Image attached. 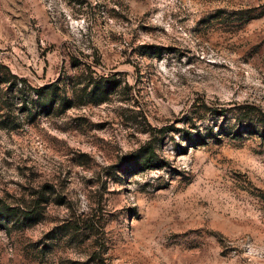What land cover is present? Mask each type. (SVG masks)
Listing matches in <instances>:
<instances>
[{
  "label": "rangeland",
  "instance_id": "obj_1",
  "mask_svg": "<svg viewBox=\"0 0 264 264\" xmlns=\"http://www.w3.org/2000/svg\"><path fill=\"white\" fill-rule=\"evenodd\" d=\"M197 99L264 112V0H0V264H264V138Z\"/></svg>",
  "mask_w": 264,
  "mask_h": 264
},
{
  "label": "trees",
  "instance_id": "obj_2",
  "mask_svg": "<svg viewBox=\"0 0 264 264\" xmlns=\"http://www.w3.org/2000/svg\"><path fill=\"white\" fill-rule=\"evenodd\" d=\"M144 48L147 50L144 52L146 54L159 55L161 53L158 47ZM209 116L216 120H213V126L203 128L200 122L206 120ZM220 119L221 123L219 124ZM183 123L189 127L188 130L184 131L186 133L184 139L191 144L190 147L196 149L207 146L211 141L221 143L224 138L231 140H239L247 136H260L264 138V131L261 132V129H264L263 110L256 106L240 103H230L224 106L206 102L205 99H197L192 104L190 113ZM170 129L171 126H167L160 129L159 132L167 133ZM193 130L197 132L195 137H193V133L191 132ZM154 155L155 150L149 148L142 160L146 168L152 167Z\"/></svg>",
  "mask_w": 264,
  "mask_h": 264
}]
</instances>
